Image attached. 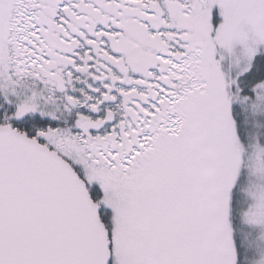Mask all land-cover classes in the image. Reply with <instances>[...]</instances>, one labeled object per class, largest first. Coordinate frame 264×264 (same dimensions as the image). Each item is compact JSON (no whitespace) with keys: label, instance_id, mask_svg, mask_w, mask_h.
I'll list each match as a JSON object with an SVG mask.
<instances>
[{"label":"snow or ice","instance_id":"6c2138e0","mask_svg":"<svg viewBox=\"0 0 264 264\" xmlns=\"http://www.w3.org/2000/svg\"><path fill=\"white\" fill-rule=\"evenodd\" d=\"M0 264H264V0H0Z\"/></svg>","mask_w":264,"mask_h":264}]
</instances>
